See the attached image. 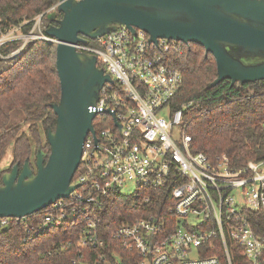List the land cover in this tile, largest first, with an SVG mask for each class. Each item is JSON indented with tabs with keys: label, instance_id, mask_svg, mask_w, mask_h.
Here are the masks:
<instances>
[{
	"label": "built area",
	"instance_id": "built-area-1",
	"mask_svg": "<svg viewBox=\"0 0 264 264\" xmlns=\"http://www.w3.org/2000/svg\"><path fill=\"white\" fill-rule=\"evenodd\" d=\"M41 29L37 15L28 34L0 33V44L21 39L6 56L17 54L30 38L54 41ZM134 29L119 26L93 43L86 38L74 44L95 54L112 79L88 107L97 114L71 181L78 186L33 220L0 216V228L20 219L26 241L67 225L76 233L62 244L77 247L72 264H232L229 242L239 245L250 264H264V237L244 215L264 211V159L233 167L224 154L212 158L195 150L183 107L172 106L182 81L173 57L183 52V44L165 37L149 42L145 30ZM129 182L132 192L125 190ZM114 193L131 198V212L107 234L103 207ZM153 206L157 209L149 210ZM215 240L222 241L226 262L215 252L206 254L215 250ZM99 247L104 251L97 255L82 252Z\"/></svg>",
	"mask_w": 264,
	"mask_h": 264
},
{
	"label": "trees",
	"instance_id": "trees-1",
	"mask_svg": "<svg viewBox=\"0 0 264 264\" xmlns=\"http://www.w3.org/2000/svg\"><path fill=\"white\" fill-rule=\"evenodd\" d=\"M57 1L0 0V33L17 28L19 33L28 34L37 15L42 16L43 32L52 23L45 14ZM56 15L60 18L61 12ZM20 42V38H14L0 44V159L7 148L11 155L9 164L1 166L0 172L8 171L16 161L21 165L24 159L34 158L38 146L48 150L47 128L54 127L56 117L51 104L60 98L55 43L30 38L17 54L7 57ZM181 44L184 50L173 57V64L180 69L182 81L172 106L183 107L186 131L192 136L194 149L212 158L224 154L233 167L242 168L248 161L264 159V79L231 84L230 79L224 78L208 86L216 77L213 55H205L204 47L198 43ZM96 63L103 65L99 60ZM94 126L100 127L96 122ZM112 197L102 213L107 234L115 221L131 212V198L116 193ZM156 209L153 206L149 210ZM43 212L37 210L27 219L40 217ZM244 215L254 231L264 237V211L245 210ZM25 226L20 219L1 226L0 264H72L77 247L62 246L67 239L76 238L69 226L51 227L23 241ZM215 242V250L209 249L206 254L215 252L226 262L222 241ZM102 250L84 248L82 252L90 257ZM229 252L232 264H250L238 244L229 242Z\"/></svg>",
	"mask_w": 264,
	"mask_h": 264
},
{
	"label": "water",
	"instance_id": "water-1",
	"mask_svg": "<svg viewBox=\"0 0 264 264\" xmlns=\"http://www.w3.org/2000/svg\"><path fill=\"white\" fill-rule=\"evenodd\" d=\"M45 15L52 23L43 32L54 39L60 80L59 101L51 104L55 124L47 128L48 150L38 146L33 164L26 158L0 172V216L33 214L78 186L72 176L97 114L88 107L112 79L95 54L74 47L77 41L119 26L139 28L149 42L165 37L202 45L216 61L208 86L224 78L231 84L264 79V0H58Z\"/></svg>",
	"mask_w": 264,
	"mask_h": 264
},
{
	"label": "rangeland",
	"instance_id": "rangeland-1",
	"mask_svg": "<svg viewBox=\"0 0 264 264\" xmlns=\"http://www.w3.org/2000/svg\"><path fill=\"white\" fill-rule=\"evenodd\" d=\"M9 31H11V32H9ZM9 31L6 32V33H8V35H9L8 37L9 38H12L13 36H16V34H21V33L18 32L17 28H15L13 30L10 29ZM10 160H11L10 149L7 148L6 153L0 159V167L1 166H6L7 164H9ZM125 190L128 191V192L134 191L133 183L129 182V184H128L127 188H125Z\"/></svg>",
	"mask_w": 264,
	"mask_h": 264
},
{
	"label": "flooded vegetation",
	"instance_id": "flooded-vegetation-1",
	"mask_svg": "<svg viewBox=\"0 0 264 264\" xmlns=\"http://www.w3.org/2000/svg\"><path fill=\"white\" fill-rule=\"evenodd\" d=\"M30 162H32V164L34 163V162H33V157L31 158Z\"/></svg>",
	"mask_w": 264,
	"mask_h": 264
}]
</instances>
